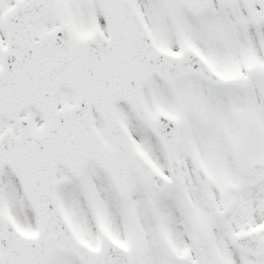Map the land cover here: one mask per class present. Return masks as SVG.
Wrapping results in <instances>:
<instances>
[{"label":"snow or ice","instance_id":"1","mask_svg":"<svg viewBox=\"0 0 264 264\" xmlns=\"http://www.w3.org/2000/svg\"><path fill=\"white\" fill-rule=\"evenodd\" d=\"M0 264H264V0H0Z\"/></svg>","mask_w":264,"mask_h":264}]
</instances>
